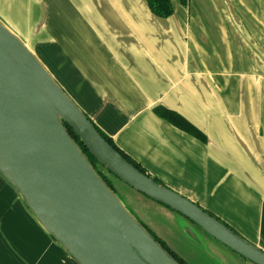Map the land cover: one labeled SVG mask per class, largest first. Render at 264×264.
Here are the masks:
<instances>
[{
    "label": "crops",
    "instance_id": "obj_1",
    "mask_svg": "<svg viewBox=\"0 0 264 264\" xmlns=\"http://www.w3.org/2000/svg\"><path fill=\"white\" fill-rule=\"evenodd\" d=\"M191 3L0 0V21L117 148L264 251V0ZM0 264H76L1 176Z\"/></svg>",
    "mask_w": 264,
    "mask_h": 264
},
{
    "label": "water",
    "instance_id": "obj_2",
    "mask_svg": "<svg viewBox=\"0 0 264 264\" xmlns=\"http://www.w3.org/2000/svg\"><path fill=\"white\" fill-rule=\"evenodd\" d=\"M67 127L121 183L246 262L264 264V251L127 162L0 21V176L76 264H179L124 207Z\"/></svg>",
    "mask_w": 264,
    "mask_h": 264
},
{
    "label": "rangeland",
    "instance_id": "obj_3",
    "mask_svg": "<svg viewBox=\"0 0 264 264\" xmlns=\"http://www.w3.org/2000/svg\"><path fill=\"white\" fill-rule=\"evenodd\" d=\"M175 4L177 2L174 5L172 3L173 9ZM177 5L178 9H200L199 5L193 6L191 0L186 7ZM228 9L231 7L228 6ZM94 167L133 217L187 264H250L220 246L178 214L131 190L98 164Z\"/></svg>",
    "mask_w": 264,
    "mask_h": 264
},
{
    "label": "trees",
    "instance_id": "obj_4",
    "mask_svg": "<svg viewBox=\"0 0 264 264\" xmlns=\"http://www.w3.org/2000/svg\"><path fill=\"white\" fill-rule=\"evenodd\" d=\"M148 9L150 12L159 19H167L173 15V5L172 0H144ZM189 0H178L179 4L183 7H186ZM156 113L159 115L160 118L167 120L169 123H171L173 126L177 127L181 131H184L185 133L192 135L193 137L197 139H203V136L196 131L191 125H189L186 121H184L182 118H180L178 115H176L174 112L166 110V109H156ZM96 127V126H95ZM97 131L100 133V135L105 139L107 143H109L127 162L132 164L137 170L142 172L143 174L151 177L154 179L155 182L162 184L158 179L152 177L149 175L145 169H143L139 164H137L132 158L127 156L124 152H122L117 146L112 142L110 138H108L106 135H104L97 127ZM68 132L74 139V141L77 143L81 151L86 155L89 162L93 165L97 164L95 160L88 154L86 149L83 147V145L80 143L77 136L73 134L70 128L67 127ZM95 168V167H94ZM102 168V167H101ZM96 170V169H95ZM97 171V170H96ZM97 173L100 175V177L104 180V182L112 189L110 184L105 180V178L97 171ZM113 190V189H112ZM132 190V189H131ZM211 216H214L212 213L208 212ZM217 218V217H216ZM218 219V218H217ZM219 220V219H218ZM220 221V220H219ZM222 222V221H221ZM223 223V222H222ZM225 224V223H224ZM226 225V224H225ZM143 226V225H142ZM229 227L228 225H226ZM150 234L151 236L179 263V264H187L182 258H180L178 255L173 253L171 250L167 248V246L155 235H153L145 226H143ZM231 228V227H229ZM232 229V228H231ZM233 230V229H232Z\"/></svg>",
    "mask_w": 264,
    "mask_h": 264
}]
</instances>
